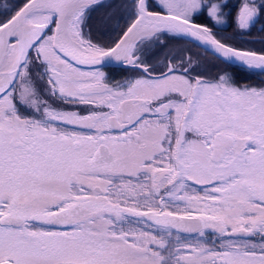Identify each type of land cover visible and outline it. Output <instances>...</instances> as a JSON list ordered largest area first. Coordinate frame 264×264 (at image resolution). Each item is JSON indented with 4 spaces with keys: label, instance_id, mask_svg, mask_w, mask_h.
<instances>
[{
    "label": "snow or ice",
    "instance_id": "6c2138e0",
    "mask_svg": "<svg viewBox=\"0 0 264 264\" xmlns=\"http://www.w3.org/2000/svg\"><path fill=\"white\" fill-rule=\"evenodd\" d=\"M257 25L264 0H4L0 264H264V81L233 74L264 50L217 34Z\"/></svg>",
    "mask_w": 264,
    "mask_h": 264
},
{
    "label": "rangeland",
    "instance_id": "374dc122",
    "mask_svg": "<svg viewBox=\"0 0 264 264\" xmlns=\"http://www.w3.org/2000/svg\"><path fill=\"white\" fill-rule=\"evenodd\" d=\"M232 3H236V0H232ZM99 15H100L99 13L94 14L93 20L98 19ZM218 27L222 28V27H226V26H218ZM102 30H104L106 32H110L111 31V26L109 25L107 27V29H102ZM226 32H228L230 35H232L233 38L238 36L237 30L235 28H229ZM218 35L221 36V37H225L226 36L225 31H219ZM243 37H245V36H243ZM105 38L107 39V36ZM111 38L115 39L116 37L112 36ZM229 41L231 43H233V44L238 45V47H239V44L236 43V40H229ZM247 44H249L250 46L252 45L251 47H253L257 51L258 50L261 51L262 49H264V43L252 42L251 41V42H249ZM169 48L176 49V50L187 49L188 52H186L184 54L187 55L190 52V54L193 56L194 59H199L200 64L202 66V69L207 70V74H209V75H211L210 72H211L212 68H219V67L223 66L219 62H217L215 60H212L210 57H207L205 52L200 51L201 50L200 48L193 47L191 44L183 43V42H181V43H172V44H169ZM113 76H114V74H113Z\"/></svg>",
    "mask_w": 264,
    "mask_h": 264
},
{
    "label": "flooded vegetation",
    "instance_id": "af4514ba",
    "mask_svg": "<svg viewBox=\"0 0 264 264\" xmlns=\"http://www.w3.org/2000/svg\"><path fill=\"white\" fill-rule=\"evenodd\" d=\"M233 15H234V13H233ZM259 28H260V25H257L256 28L252 30L251 35H249V36L243 37V36L238 35L235 38H233L232 35H230L228 32L225 31V34H226L225 37H232V39H229V40H236V43L239 44V47H238V45L231 43L229 40H227L226 42L231 43L234 46L236 45L235 47H238V48H250L252 50L257 51L256 49L251 47L252 45L250 46L247 43H249L251 41L264 43V33H260ZM262 50H264V49H262ZM200 51L205 52L204 50H200ZM258 52H259V50H258ZM206 55H207V57H210L212 60L217 61L216 59L213 58V56L211 54L206 53ZM217 62H219V61H217ZM223 69H224V66L219 67V68H212L210 74L215 75L216 71L223 70ZM113 74L117 80L123 79L124 76L128 75V73H120L118 71L113 72L112 75ZM233 74L235 76H237L238 79L247 80L249 83H252V84H259L261 81H264V76L253 75V74H250L247 72L236 71Z\"/></svg>",
    "mask_w": 264,
    "mask_h": 264
},
{
    "label": "trees",
    "instance_id": "16d2710c",
    "mask_svg": "<svg viewBox=\"0 0 264 264\" xmlns=\"http://www.w3.org/2000/svg\"><path fill=\"white\" fill-rule=\"evenodd\" d=\"M20 2H22V0H20ZM4 3V0H0V4ZM95 21V20H94Z\"/></svg>",
    "mask_w": 264,
    "mask_h": 264
}]
</instances>
